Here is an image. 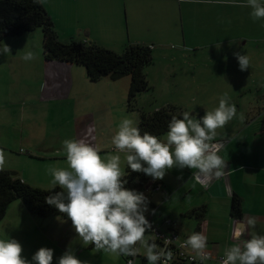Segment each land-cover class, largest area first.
I'll return each mask as SVG.
<instances>
[{
	"label": "rangeland",
	"instance_id": "1",
	"mask_svg": "<svg viewBox=\"0 0 264 264\" xmlns=\"http://www.w3.org/2000/svg\"><path fill=\"white\" fill-rule=\"evenodd\" d=\"M215 1L232 0L147 2L140 5L141 9L145 14L146 8L153 10V17L144 15L134 27L130 18L126 19L120 3L54 0L46 6H53V16L50 19L58 41L62 44L71 40L76 43H93L116 54H121L128 44L152 45V63L143 69L149 89L137 95V110L151 112L175 107L181 112L188 111L199 117L204 111L216 107L218 99L227 94L229 102L236 108V115L222 128L216 129V136L225 134L230 137L243 123L255 117L256 112L264 109V19H251L248 7ZM120 20L125 28L119 23ZM120 26L123 29L120 30ZM132 28L136 30L133 31ZM16 44L19 46L16 47ZM23 44L31 46L29 51L33 54L32 59H14L23 57L28 52L23 50ZM4 45L9 48L8 51L3 50ZM234 53L249 57L248 69L239 70ZM41 59L43 60L40 29L20 37L3 39L0 48V104L5 103L4 98L18 96L21 90H25L23 85L27 80H34L42 74L39 68ZM22 63L26 65L22 67ZM74 66L73 72L81 77L85 76L83 67ZM87 81L88 88H84L81 82L78 83V91L86 96L79 99L75 112L77 133L75 129L57 131V127H53L60 122L59 118L66 121L71 117L72 110L69 111L67 105L48 103L39 105L37 109L26 110L34 118L26 120L30 129L26 135L34 141L41 138L40 129L43 127L40 124L45 122L47 134L51 135L48 139L54 135L53 139L56 140L111 141L123 118H129L137 125L139 114L126 110V94L124 100L116 98L108 100V103L101 100L99 104H87L86 97L113 91L101 81ZM118 81L120 84L129 83V78L124 77ZM18 111V107L10 104L4 109L0 107V155L3 158L0 169L17 175L23 173L29 181L27 183L39 189H48L40 184L51 180V175L40 163L22 164L20 158H28L27 154L19 152V148L12 144L19 133L12 130L9 121H16L17 115H14ZM100 156L103 158L104 155ZM143 250L142 248L141 251Z\"/></svg>",
	"mask_w": 264,
	"mask_h": 264
},
{
	"label": "crops",
	"instance_id": "2",
	"mask_svg": "<svg viewBox=\"0 0 264 264\" xmlns=\"http://www.w3.org/2000/svg\"><path fill=\"white\" fill-rule=\"evenodd\" d=\"M52 1L54 0H39L51 18L53 6L49 5L48 8L46 4L53 3ZM160 1L164 0H90V3H120L123 6L126 19L129 17L134 27L137 25V20L143 18L144 15L147 14L149 18L153 17V10L146 8L145 14L140 5ZM167 1L165 0V2ZM183 1L184 3L188 2V0ZM215 2L234 4L232 1ZM214 11L217 12L216 9ZM119 23L122 24L121 20ZM123 28L125 27L123 26ZM123 28L119 27L120 30ZM128 29L126 21L127 33ZM182 34L184 35L183 30ZM17 46L19 44H16ZM22 48L25 51H29V48L31 50V46L27 44H23ZM14 59H22V57ZM26 64L22 63L21 65L24 67ZM39 65L42 74L36 76L34 80H27L23 85L25 90H21L22 92L15 98H4L6 101L0 104V107L4 109L9 104L18 107V113L14 115H17L16 121L13 123L10 120L9 123L12 130L19 133V137L12 140L13 146L19 148V152L26 153L28 157L20 158L22 164L40 163L49 173L48 169L52 167L67 168L62 149L64 140L53 139L54 135L48 139L47 137L51 135L47 134L48 128L45 122L40 124L43 127L40 129L41 138L34 141L28 137L26 132L30 129L26 120L34 118L30 117L32 113L29 115L26 110L37 109L39 105L48 103L67 105V109L72 110L71 117L66 121L59 118L60 122L53 127L56 126L57 131L75 129L74 131L77 133L78 123L75 112L79 99L86 96L85 93L78 91V83L81 82L84 88H88L89 83L86 75L81 77L73 72L75 69L73 64L41 59ZM100 81L106 88L111 87L113 91L88 96L85 98L87 104H99L101 100L108 103V100L116 98L124 100L129 83L120 84V81L111 82L108 79ZM118 87H120L119 90H117ZM69 119L71 122H68ZM40 125L34 126L39 127ZM165 134L160 138L161 140L165 138ZM228 136L220 134L214 138L215 141L223 144L219 155L226 161V168L221 177H200L195 169L172 168L166 171L162 179H158L159 187L157 189H150L145 194L149 201L148 208L154 210V212L145 213L146 219L152 225L165 231L167 228L175 231L184 240L193 232H200L207 237V251L212 258L204 261V264H217L216 259L223 256L224 250L236 243L233 239V232L237 228L244 234L242 239L250 238L251 235H264V109L256 112L255 117H251L230 137ZM109 140L91 142L90 139H86L84 141L98 148V154L104 155L102 156L104 158L108 154H118ZM119 155L123 169V154L119 153ZM18 176L25 183L29 182L23 173ZM40 185L48 189L53 187L51 180ZM234 196L240 200V219H234L230 215V203ZM202 207L204 208L202 219L191 214L194 209ZM250 218L255 221L254 226L248 225L247 221ZM166 221L171 224L166 226ZM146 236L150 239L152 237L149 233H146ZM0 237L17 240L22 248L21 255L29 260L38 248L47 247L53 249V264H55V258L66 249L73 251L76 258L83 264H125L124 255L96 250L91 244L85 245L82 239L76 235L69 219L59 216L47 219L36 218L28 213L21 202L17 201L7 207L4 218L0 220ZM137 247L139 251L133 257V264H147L146 261H142L145 259L144 250L141 251L143 247L139 245Z\"/></svg>",
	"mask_w": 264,
	"mask_h": 264
},
{
	"label": "clouds",
	"instance_id": "3",
	"mask_svg": "<svg viewBox=\"0 0 264 264\" xmlns=\"http://www.w3.org/2000/svg\"><path fill=\"white\" fill-rule=\"evenodd\" d=\"M232 3L250 9L253 20L264 19V0H232ZM4 51L9 48L4 45ZM238 68L248 69L249 57L234 53ZM33 58L31 51L22 59ZM236 115V108L229 102L227 94L218 99V104L202 116L188 111L170 117L165 138L141 131L129 118H123L111 137V144L118 154H108L104 158L99 149L84 140L66 139L62 149L67 168L48 169L52 186L59 187L44 197V202L59 213L66 214L71 225L85 245L91 244L96 250L117 255L134 257L143 247L147 264H170L173 253L155 243L150 233L151 224L145 217L148 198L140 191L125 187L124 177L130 172L143 173L153 180L162 179L166 171L195 169L200 177H220L226 168V161L219 155L222 142L215 141L216 129L222 128ZM123 154V169L121 156ZM3 163L0 155V164ZM248 225L255 221L248 219ZM239 228L233 232V245L226 248L220 264H264V235H251L242 239ZM195 259L204 264L210 259L207 251V237L193 232L184 240ZM19 242L13 238L0 237V264H53V249L38 248L30 260L22 255ZM55 264H83L73 251L66 249L55 258Z\"/></svg>",
	"mask_w": 264,
	"mask_h": 264
},
{
	"label": "trees",
	"instance_id": "4",
	"mask_svg": "<svg viewBox=\"0 0 264 264\" xmlns=\"http://www.w3.org/2000/svg\"><path fill=\"white\" fill-rule=\"evenodd\" d=\"M54 28L52 20L39 0H0V48L6 37H19L40 29L42 56L45 61L81 66L91 83L102 79L116 82L124 77L129 78L126 110L138 112L137 126L141 134L146 131L160 138L167 131L170 117L176 115L179 118L181 110L175 107L160 108L151 112L137 110L135 107L137 95L149 89L143 69L152 63L150 46L128 44L121 54H116L92 43H76L71 40L67 44H62L58 41ZM124 171L127 173L124 177L127 188L143 192L146 187L150 189L159 187V180H153L143 173L130 172L127 167ZM59 190V187L47 190L32 187L16 173L0 170V220L4 218L7 207L15 201H20L28 213L36 218L47 219L54 216L67 218L66 214L59 213L53 206L44 202L45 196ZM203 213V207L191 212L198 219L203 218ZM230 215L234 219L241 217L240 200L236 196L231 199ZM166 231L171 230L167 228ZM155 243L161 247L157 241ZM130 259L133 260V257H124L125 262ZM170 264L186 263L174 255Z\"/></svg>",
	"mask_w": 264,
	"mask_h": 264
},
{
	"label": "built area",
	"instance_id": "5",
	"mask_svg": "<svg viewBox=\"0 0 264 264\" xmlns=\"http://www.w3.org/2000/svg\"><path fill=\"white\" fill-rule=\"evenodd\" d=\"M157 188L158 187L152 189L154 190ZM149 190L150 188L146 187L143 193L146 194ZM165 223L166 226H169L171 224L169 221H166ZM149 231L151 233V236H155V241H157L161 245V247L166 246L168 250H171L173 256L175 255V257L184 261L186 264H200V261L198 259H195V253L191 251L186 245H184V239H181L175 231H165L152 224ZM211 258L212 256L210 255V259ZM222 258L223 256L216 259L217 264H220ZM125 264H133V260H127Z\"/></svg>",
	"mask_w": 264,
	"mask_h": 264
}]
</instances>
